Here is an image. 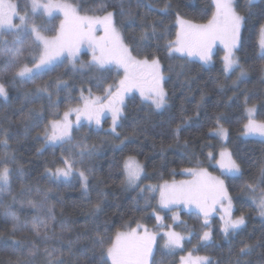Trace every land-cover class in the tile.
Segmentation results:
<instances>
[{"label": "trees", "instance_id": "16d2710c", "mask_svg": "<svg viewBox=\"0 0 264 264\" xmlns=\"http://www.w3.org/2000/svg\"><path fill=\"white\" fill-rule=\"evenodd\" d=\"M15 1L21 11L28 6V0ZM57 1L71 4L91 16L112 11L132 54L139 59L159 60L167 99L165 108L158 111L151 102L135 94L124 105L116 133L110 131L107 117L101 128L83 124L73 131L70 143L55 146L46 145L42 138L48 122L59 119L67 109L80 103L81 90L89 87L92 92L102 93L110 83L117 82L120 73L109 68L101 77L93 69L81 70L65 58L36 73L30 81L19 78L13 81L7 76L1 81L5 83L8 98L0 101V140L7 139V148L0 143V158L6 152L15 157L14 162L7 164L14 170L10 177L12 189L18 191L22 184H27L33 188V193L25 199H37L53 208L54 218L48 221L49 235L59 237L47 242L37 241L41 251L31 258L32 264H47L43 254L45 247L57 249L53 258L63 259L65 264H97L101 249L92 243L97 235L114 240L118 231L136 228L137 224L158 229L154 213L157 190L141 193V188L129 186L123 171L124 160L137 158L144 167L141 184H150L156 189L164 182L183 179L185 169L208 167L218 171L213 161L224 145L212 135L217 116L223 117L220 123L229 131L225 146L241 167L240 175L225 178L234 214L243 215L246 223L235 234L225 235L220 219H210L212 237L207 243H203L200 236L208 228L201 227L204 219L194 212H182L185 223L176 225V229L192 231L186 249L194 247L193 252L207 257L211 264H236L237 260L240 264H264V218L252 200L253 195L264 191L261 181L264 141L242 136L247 108L256 106V120L264 121V54L260 53L259 44L264 25V0H234L244 24L236 49L239 67L230 73L223 71L220 49L214 54L213 64L205 66L168 48L169 42L176 40L178 19L207 22L215 11L213 0ZM34 22L43 25V31L49 36L59 29L57 17H34ZM4 35L5 39L12 38L9 31H4ZM32 38L31 31L25 29L21 34L24 43L17 46H26ZM40 52L39 46L31 56L25 53V63L31 66L32 58H38ZM4 68L5 60L0 59V75ZM241 68L245 71L243 77ZM57 78L67 87L62 84L57 91ZM38 85H51L48 89L52 93L51 103L47 95L40 98L31 95ZM29 109H42L44 119L38 123L26 120ZM78 144L87 147H77ZM82 150L91 155L80 157L77 153ZM209 152L212 157L208 156ZM61 157L75 160V168L85 171L88 192L83 190L78 175L56 179L48 174V169L55 171L63 167ZM4 166L0 163V167ZM19 169H23V175L15 171ZM248 184L256 187L255 194L246 189ZM36 188L42 190L39 195ZM11 211L24 223H30L36 214L35 209L19 203L14 204ZM165 219L167 223L172 221L169 214ZM11 230V222L0 215V261L28 257L27 247L23 252L13 251L12 239L8 238ZM15 238L35 239L30 232H17ZM246 245L251 252L241 256L240 249ZM168 259L158 248L151 264H164ZM105 262L111 264L107 257Z\"/></svg>", "mask_w": 264, "mask_h": 264}, {"label": "snow or ice", "instance_id": "6c2138e0", "mask_svg": "<svg viewBox=\"0 0 264 264\" xmlns=\"http://www.w3.org/2000/svg\"><path fill=\"white\" fill-rule=\"evenodd\" d=\"M10 7L5 10L3 4H0V59L5 60V68L3 75H0V81L4 78L11 77L13 81L17 78L20 80H31L33 74L53 65L55 61L67 52L71 58L73 66L76 63V57L79 53V45L86 42L89 48L92 49V61L87 64H81V69L88 67L94 68L96 72L102 74L108 70L107 66L115 64L118 68H123L124 78L119 81L115 91H112L113 86L109 85L104 89L105 96H89L84 102L83 108H69L63 113L62 119H55L48 122L43 131L44 140L47 144H65L70 143L72 121L69 119L72 113H76L77 123L83 116L89 121H95L100 124V118L105 110L111 113L113 122L112 132H115L118 126L117 122L121 118V105H123L124 95L132 89L137 88L140 95L155 106L156 109H162L166 104V93L161 85L163 76L160 73V63L156 58L137 59L132 54V49L127 46L121 39L119 32L114 26V13L106 12L102 17L97 16H80L77 10L67 3H41L40 0H32V9L37 11L43 9L47 15H51L54 9L63 12L65 17L60 25L59 34L51 39L42 35L43 25L31 24L32 39L26 46L23 45L21 39L22 32L29 27V20L25 15H19L18 6L12 5L9 0ZM215 11L206 24H191L180 20V30L176 34L175 42H169V50L178 52H187L188 55H198L201 60L208 63L211 58L212 47L219 40L225 48V55L222 58L223 71L225 73L232 72L236 67H239V62L234 54V49L237 47L240 35V26L243 17L239 16L233 7V0H214ZM19 19L20 23H13L14 18ZM97 26L102 27L104 35L97 38L95 31ZM4 29L9 30L11 39H5ZM146 36V34H145ZM143 38V37H142ZM38 42V43H37ZM260 47L264 49V26L261 27ZM43 46V50L39 53L38 58H32V67L25 63L26 55L31 56L35 49ZM97 51L99 54L97 55ZM245 71L240 69V76L243 77ZM63 82L57 78L55 87L60 90ZM51 85H38L31 95L38 98L47 95V99L51 103L52 93L49 92ZM63 87H67L63 84ZM0 97L5 100L8 98V91L4 82H0ZM248 112L247 123L243 125L246 133L258 134L264 137V121H257L253 118L255 108H247ZM26 120H35L37 123L44 119L42 109H29ZM222 116L215 118V127L212 130L217 136L226 137L227 129L223 127L220 121ZM33 127L36 125L33 124ZM27 130V128H26ZM180 129H177L179 133ZM2 132V130H0ZM6 136L7 134L4 133ZM39 138V134L37 136ZM178 138V137H177ZM7 148V139L0 140ZM77 147L86 148V145H77ZM80 157L91 155V152L80 151L77 153ZM212 157L211 152L208 153ZM220 161L221 168L229 172H240V166L231 158L230 153L221 152ZM227 157L225 163L223 158ZM15 157L9 156L6 152L3 158H0V163L5 166L0 167V215L5 220L10 221L12 230L8 233V238L12 239L13 251L23 252L25 247L28 249V257H17L15 261H0V264H32V257L40 253V248L37 241L47 242L51 239H59L55 234L49 235L50 219H53V208L48 206L46 202H41L31 197L33 188L27 184H22L18 191L12 189L10 177L13 174V169H10L7 164L14 162ZM60 163L63 167H57L55 171L48 169L50 176L56 179H68L73 175H78L83 186L87 188L88 177L85 171L75 168L76 161L61 157ZM23 175V169L15 170ZM123 171L125 174L126 183L129 186H138V181L141 179L143 172L142 166L135 160L134 157H128L123 162ZM184 171L192 175V180L174 182L168 184L165 182L158 189L149 185L144 191H159V203L163 208H171L180 204L186 206H195L204 217L202 228H209V218L213 212L217 210V205H223L224 200H227V207H223L224 215L220 217L222 221L221 231L224 234H229L231 231H236L245 224V217L241 215L238 218H232V201L227 197L224 181L219 177L211 176L205 169H185ZM261 181L264 182V169H261ZM246 189L255 194L256 187L252 184L245 186ZM40 188H36L37 195L41 193ZM254 199L257 197L254 196ZM47 194L45 193V201ZM27 204L28 207L35 209L36 214L33 216L30 223L21 222L19 217L11 211L14 204ZM258 203L261 215H264V191H261L258 197ZM99 208V205H96ZM155 212V210H154ZM156 219H162L158 214ZM174 220L178 217H173ZM143 228L141 232L140 229ZM17 232H30L35 238L34 240L16 239ZM166 237L165 247L171 248L179 246L184 239L175 231L164 233ZM202 241L211 239L210 231H203L200 236ZM156 241V233H150L146 226L137 224L136 228H130L126 232L118 231L115 234L114 240L105 239L103 236L97 235L93 238L92 243L100 247V256L97 264H106L105 257L110 259L111 264H148V257L152 254L153 244ZM55 248L45 247L43 254L47 260V264H65L63 259H54ZM251 252V248L247 245L240 249V255L246 256ZM184 258H182L183 261ZM184 264H211L207 257H198L195 262L185 261ZM236 264H240L237 260ZM248 264V262H245Z\"/></svg>", "mask_w": 264, "mask_h": 264}, {"label": "rangeland", "instance_id": "374dc122", "mask_svg": "<svg viewBox=\"0 0 264 264\" xmlns=\"http://www.w3.org/2000/svg\"><path fill=\"white\" fill-rule=\"evenodd\" d=\"M251 1H252V2L254 1V2H255L256 0H251ZM8 2H9V0H0V4H3V7H4L5 10H7V9L10 7V5H9ZM10 2H11L12 5H17V6H18V12H19V15H25V16L28 18V20H29L30 23H29V27H28L27 29L30 30V29H31V24H32V23H35V22H34V17H40V18H45V19H52V18H54V17H57V18H58V21H59V29H58L57 33H56L55 35L49 36V35L45 34L44 31H42L41 34L44 35L46 38H49V39H51V38H53V37H55V36H57V35L59 34V31H60V25H61V23H62V22L64 21V19H65V17H64V15H63V12H62V11L57 10V9H54V10L52 11V14H51V15H47V14L43 11V9H39V10H37V11L34 12L33 9H32V6H31V5H32V0H28V6H27V8H24V10L21 11V10H20V7H19V4H18L17 1H15V0H10ZM40 2H41L42 4H43V3H53V4H58V3L62 4V3H66V2H63V1H57V0H40ZM213 2H214V0H213ZM67 4H68V3H67ZM70 5H71V4H70ZM72 6H73V5H72ZM214 6H215V4H214ZM73 7H75V6H73ZM233 7H234V10L236 11V13H237L239 16L243 17V16H242V15L236 10L234 0H233ZM75 8H76V7H75ZM76 10H77V14L80 15V16H85V15H86V16H91V15H87V14H83V13H81L77 8H76ZM102 16H103V15H102ZM102 16H97V17H102ZM180 20H183V21H186V22H190L191 24H197V25H199V24H206V23H207V22H204V23H197V22H192V21H189V20L178 19V31L180 30V23H179ZM13 23H15V24H19V23H20L18 17H17V18H14ZM35 24H36V23H35ZM243 24H244V18H243V20H242V22H241V26H240L239 41H240V37H241V34H242V30H243ZM36 25H38V24H36ZM114 26H115V28L117 29V31L119 32L122 41L124 42L123 37H122V33H121L120 29L117 27V25L115 24V20H114ZM3 31H9V30L4 29ZM30 31H31V30H30ZM103 35H104V32H103L102 27L97 26L96 31H95V36H96L97 38H99V37H101V36H103ZM239 41H238V43H239ZM37 43H38V42H37ZM124 43H125V42H124ZM237 46H238V44H237ZM40 48H41V51H42V50H43V46L40 45ZM218 49H220V50L222 51V52H221V59L223 58V56L225 55V48H224V45H223L219 40H217V41L215 42V44L213 45V47H212L211 58H210L211 60H210L208 63H205L203 60H201L200 57H199L198 55H188V53H187L186 51H185V52H178V51H176V52H178L179 54H181V55H183V56H186V57H188V58H190V59H192V60H196V61L202 63V64L205 65V66H210V65L213 64L214 54L216 53V51H218ZM236 49H237V47L234 49V54H235V56H236ZM260 53L263 55V54H264V49L260 48ZM98 54H99V52L97 51V55H98ZM92 55H93L92 49L89 48L88 44H87L86 42L81 43V44L79 45V53H78V55H77V57H76V63H75V65H77L79 68H81V67H80L81 64H84V65L89 64V63L92 61ZM65 58H67V59L69 60V62H70L71 64H73L71 58L68 56L67 52H65L63 55H61V56L55 61V63H54L53 65H55L56 63L60 62L61 60L65 59ZM137 59H139V58H137ZM53 65H50V66H48L47 68L42 69V70L39 71V72H42V71H44V70L50 68V67L53 66ZM29 67H32V65L29 66ZM107 68H108V69L111 68L112 70H114V71L120 73L117 82H114V83H110V84H109V85H112V86H113L112 91H115V88L118 86L119 81H120L121 79L124 78V70H123V68H118L115 64L108 65ZM89 69H93L94 71H96L94 68H88V67H85V68H83V69H81V70L86 71V70H89ZM39 72H36V73H39ZM36 73H34L33 76H34ZM160 73H161V75L163 76V80L161 81V85H162V87H163V89H164V91H165V87H164L165 76H164V74H163V71H162V67H161V65H160ZM0 82H1V81H0ZM109 85H108V86H109ZM107 88H108V87H107ZM84 90H85V91H84ZM84 90H81L82 93H81V95H80V103H78V104H76V105H73V106L70 107V108H83V107H84V102H85V100L88 99L90 95H91L92 97H95V96L103 97V96H105V91L102 92V93H101V92H92L91 89H90L89 87H88L87 89H84ZM165 93H166V91H165ZM135 94L138 95V96H139L140 98H142L143 100L148 101V102H151L150 100H147V99H145L144 97H142V96L140 95V91H139V89L134 88V89H132L130 92L125 93V95H124L123 105H121V117H122V115H123V109H124V105H125L127 99H128L129 97L135 95ZM1 100H5V99H4L3 97H0V101H1ZM153 106H154V105H153ZM165 106H166V104H165ZM165 106H164L162 109H159V110L157 109V110H158V111L163 110V109L165 108ZM154 107H155V106H154ZM249 108H255V109H256V112H257V107H256V106L252 105V106H250ZM155 109H156V108H155ZM247 116H248V115H247ZM107 117H109V119H110V123H111V125H110L109 128H110V131H111V129L113 128V122H112V118H111V113H110L108 110H105V111H104L103 115H102L101 118H100V124H99V125H97V124L95 123L94 120H93V121H89V120H87V119H86L85 117H83V116L80 118L79 123H77L76 113H72V114L70 115V117H69V119L72 121V128H71V130H70L71 138H72V136H73V131H74L75 129L79 128V127H80L81 125H83V124L88 125V126L95 127L96 129L101 128V127H102V123L104 122V120H105ZM62 118H63V115H62L59 119H62ZM120 120H121V118H120V119L118 120V122H117L118 125H119V123H120ZM246 123H247V122H246ZM117 127H118V126H117ZM117 127H116V129H117ZM224 128H225V127H224ZM116 129H115V132H113V133H116ZM225 129H227V128H225ZM111 132H112V131H111ZM227 133H228V134H227L226 137H220V136H217V135L212 131V135L215 136V137H217V138L221 141V143L224 145L222 148H220V149L218 150L217 158L213 161V167H215L218 171L210 170L208 167H206V168H204V167H195V168H190V169H205V170H207L208 173L211 174V176L219 177L221 180H223V181H224V184H225V188H226L227 197H229V198L231 199V201H232V198H231L230 193H229L228 188H227L226 178H225V177H227V176H238V175H240V174H241V167H240V172H239V173H236V172H229V171H227L226 169H222V168H221V164H220V161L222 160V158H221V156H220V153H221V152L230 153V154H231V158H232L233 160H235V159L233 158V155H232L230 149H229L228 147L225 146V144L227 143V140H228V138H229V131H228V129H227ZM242 136H243L244 139H257V140L264 141V137H262V136H260V135H258V134L246 133L245 130H243V132H242ZM42 138L44 139V136H43ZM44 142H45V140H44ZM45 144H46V145H53V144H47L46 142H45ZM54 145H55V146H56V145H59V143H58V144H54ZM135 160H136V161L142 166V164L139 162V160H138L137 158H135ZM223 160H224V162L226 163V162H227V157H224ZM236 163H237V162H236ZM237 164H238V163H237ZM142 168H143V172H142V174H141V179L137 182V183H138V186H134V187H138L139 189H140V188L143 189L144 187L147 188V186L150 185V184H144V185L141 184V181H142V179L144 178V167L142 166ZM182 174L184 175V178H183V179L174 180V181L167 182V183H168V184H172V183H174V182H177V183H178V182H180V181H187V180H192V179H193L192 175H190V173H188V172H186V171H182ZM164 183H165V182H164ZM164 183L160 184L159 186L163 185ZM159 186L157 187V189L159 188ZM82 188H83V190H84L85 192H88V191H89V185H87V188H85V187L83 186V183H82ZM152 192H154V191H152ZM151 194H152V193H151ZM259 195H260V193H259V194H256V195H253L252 200L258 205L259 215H260L262 218H264V215H261V211H260V207H259V203H258V197H259ZM254 196L257 197V199H254ZM156 206H157V210L154 212V213H155V216L158 214L160 217H162V219L159 220V221L157 220V221H158V229H155V230L148 229V231H149L150 233H156V241H155V243L153 244L152 254L148 257V264H151V263H152V258H153L154 254L156 253V250H157L158 248L161 249L162 252H163V254L166 255V256L169 258L168 260H165L167 263H164V264H184L185 261L195 262V261L197 260L198 257H204V256H202V255L199 254V253H194V252H193V250L195 249L194 247L189 248V249H186V243H187L188 241H190V239H191V237H192V235H193V232H192V231L183 232V231H179V230L176 229V225H179V224H181V223H185V222L183 221V218H182V212H194V213L200 215V216L204 219L203 214H202V213H201V212H200V211H199L194 205H193V206H186V205H184V204H180V205H177V206H173V207H171L170 209H169V208H163V207H161V205H160V203H159V191H158V190H157V196H156ZM216 207H217V210L211 214L209 220L212 219V218H214V217H218V218L220 219V217H221L222 215H224V213H223V211H222V208H223V207H227V200H224L223 205H219V204H218ZM231 213H232V218H233V219L238 218V217L235 216V214H234V204H233V201H232V209H231ZM166 214H169V215L171 216L172 221H171L170 223H167V222H166V219H165V215H166ZM174 216H175V217H178V219L174 220V219H173ZM220 221H221V219H220ZM245 223H246V222H245ZM221 225H222V221H221ZM244 225H245V224H244ZM244 225H243V226H244ZM243 226H241V228H242ZM241 228H240V229H241ZM128 230H130V229H127V230H125V231L122 230V231H120V232H126V231H128ZM206 230L211 232V229H210V228H208V229H206ZM206 230H205V231H206ZM238 230H239V229H238ZM238 230H236V231H231L229 234H235ZM140 231L142 232V231H143V228H141ZM168 231H175L176 233H179L182 237H184V239L181 241V243H180L179 246H174V247H171V248H166V247L164 246V245H165V241H166V237L164 236V233H166V232H168ZM229 234H227V235H229ZM225 235H226V234H225ZM211 237H212V233H211ZM210 240H211V239H210ZM210 240H209V241H210ZM209 241H207V242H209ZM202 242H203V243H207V242H205V241H202ZM182 258H184L183 261H182ZM109 261H110V259H109ZM110 263H111V261H110Z\"/></svg>", "mask_w": 264, "mask_h": 264}, {"label": "crops", "instance_id": "0c3cea01", "mask_svg": "<svg viewBox=\"0 0 264 264\" xmlns=\"http://www.w3.org/2000/svg\"><path fill=\"white\" fill-rule=\"evenodd\" d=\"M264 26V25H263ZM260 39H261V31H260ZM261 48V47H260ZM211 60V59H210ZM239 62V61H238ZM256 109H255V113H254V116H253V118L256 120Z\"/></svg>", "mask_w": 264, "mask_h": 264}]
</instances>
